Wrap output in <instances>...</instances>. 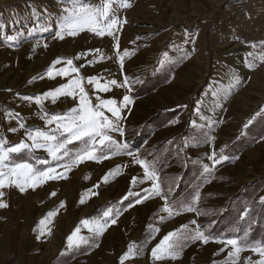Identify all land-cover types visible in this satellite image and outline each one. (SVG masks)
<instances>
[{"label": "rangeland", "instance_id": "obj_1", "mask_svg": "<svg viewBox=\"0 0 264 264\" xmlns=\"http://www.w3.org/2000/svg\"><path fill=\"white\" fill-rule=\"evenodd\" d=\"M106 2L0 0V139L5 149L28 145L5 163L60 174L24 191L9 177L0 188V264H121L129 247L123 264H257L264 257L250 249L264 248V0H126L127 8L113 0L98 21L104 35L87 25L56 35L82 7ZM223 8L228 17L216 26ZM112 18L119 23L108 34ZM73 79L93 107L116 102L119 119L100 109L114 122L107 135L115 144L85 138L56 159L28 133L64 139L49 120L80 107L79 89L56 94ZM124 96L130 103L121 107ZM86 147L99 159L73 163ZM213 154L225 159L213 166ZM197 231L207 242L193 238ZM169 234V255L154 260ZM228 239L244 249L238 256H229Z\"/></svg>", "mask_w": 264, "mask_h": 264}, {"label": "snow or ice", "instance_id": "obj_2", "mask_svg": "<svg viewBox=\"0 0 264 264\" xmlns=\"http://www.w3.org/2000/svg\"><path fill=\"white\" fill-rule=\"evenodd\" d=\"M116 2L119 3V6L122 8L130 7L131 5L126 2V0H116ZM113 3V0H107L106 3H104L103 8H96L91 9L90 7H82L80 14H78L74 19H70L67 21L62 27L61 31H58L56 35L60 38L61 32H63L65 29L69 31V34H75L76 30L82 29L84 26H89L90 30L96 32L97 35H104L105 34V28H98V21L103 20L105 18L109 17V13L111 11V4ZM119 22L112 18L107 23V31L108 34H112L111 30L118 24ZM6 39L8 41H12L15 38L13 36H7ZM120 59H123V57H120ZM60 61H57L59 63ZM66 64L70 66L71 72H77L78 70L74 67H71L72 61L68 60L66 61ZM250 69L252 68L251 64H247ZM68 73V69H62L60 70V75H66ZM51 70H49V75L51 76ZM96 78H89V83H94ZM239 82L238 80L236 81ZM108 84L116 85L117 82L115 80L109 81ZM127 85V81L124 82L123 86ZM75 89H79V92L81 93L80 96V107L74 108L70 110L69 115H65L63 117L60 116H53L49 123H56L57 130L60 132L62 136L66 133L67 135L64 136V139H58L56 135H48L45 132L36 131V132H30L28 133V138L33 141V147H45L49 155H51L53 158L59 159L58 153L63 152V155L67 156L68 150L66 148V145L72 144L74 141H81L85 140V143L91 142V144L99 143L100 145H104L105 141H108L110 144H115L114 141L111 140V138L107 135V132L109 130H115L114 128V122L112 120H109L106 116H104V113L100 110L102 108H107L109 112H111L112 116L116 117L117 119L120 118V110L117 107H114L115 101L114 100H103L99 104L95 105L93 107L91 105V102L87 98V94L84 91V88L81 86V82L78 79H73L69 82V85L67 86L66 90L57 89L56 94H73ZM99 91H108V86L105 85L102 88L98 86ZM53 95V93H46L45 97ZM31 99V98H26ZM36 102L39 104L41 98L36 97ZM128 103H130V97L124 96L123 97V104L121 107L126 106ZM99 137V141L96 140V138ZM37 140H43L45 143L43 145L37 144ZM55 142V143H53ZM5 142L0 139V188H3L6 186L5 181L9 179V177H17V179L11 180V183L18 187L20 191H24V185L28 184L31 187H35L38 183L49 180V179H55L57 178V175L55 174L56 170L54 168H47L45 170H34L33 165L29 163H5L9 160V154L10 153H18L22 149H25L28 147V145L24 143H20L16 145L15 147H8L5 149L4 147ZM120 148H127V145H120L118 146ZM131 155V153H129ZM104 158H107L106 156ZM85 159L93 160V159H99L95 155V150L92 147H86L81 152L76 153L73 158V163H80L83 162ZM213 161V166L223 159H225L224 156L216 157L215 154L213 156L209 157ZM40 163H45V161H40ZM141 166L145 167V174L148 175V169L146 166L141 162ZM66 169L70 168V165H64ZM3 168H7L8 171H3ZM206 171L208 169H205ZM55 174V175H54ZM20 178L23 179V183L20 182ZM106 181V178H105ZM31 182V183H29ZM133 182L135 183V178H133ZM155 187V185H154ZM157 194L158 191H157ZM3 193H0V196H2ZM52 195H55L53 193ZM139 203V201H137ZM262 202H264V198H262ZM7 207L6 204L0 203V208ZM191 210V209H190ZM51 215V214H50ZM111 210L105 211L103 213V216L105 218L110 217ZM113 224L115 223V220L113 219L111 221ZM43 223V222H42ZM84 224H88V221H82ZM96 224V227L94 231L97 233H100L103 228L107 225V220H105L103 223L100 222H94ZM79 230L77 229L76 232L72 234V236L69 237V241L71 242L73 239V236H76L77 232ZM173 234H169V236H166L164 240L160 242L159 245H157L155 248L152 249V257L154 260H159L163 258L164 256L169 255L170 249L172 248V245L169 243H166L171 239ZM194 239H198L204 242H207V237L204 235L203 232L197 231ZM227 245L232 246L233 251L229 253L230 257L238 256V254L244 250L239 244L236 239H228L225 241ZM251 251L257 253L261 257H264V248H253L250 249ZM133 249L129 247V251L125 253V256L121 258V264H123V260L127 258L131 253ZM245 264H250L249 261H246ZM257 264H264V259H261L257 262Z\"/></svg>", "mask_w": 264, "mask_h": 264}, {"label": "trees", "instance_id": "obj_3", "mask_svg": "<svg viewBox=\"0 0 264 264\" xmlns=\"http://www.w3.org/2000/svg\"><path fill=\"white\" fill-rule=\"evenodd\" d=\"M225 12V8H223L222 10H220L217 14V19H216V26L222 24L223 22L226 21L227 17L226 14H224ZM215 26V27H216Z\"/></svg>", "mask_w": 264, "mask_h": 264}]
</instances>
